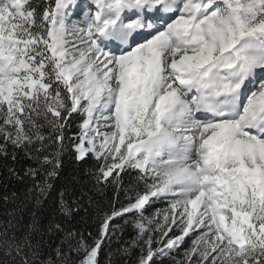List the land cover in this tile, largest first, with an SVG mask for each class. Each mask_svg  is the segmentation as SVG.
<instances>
[{"label":"snow or ice","instance_id":"obj_1","mask_svg":"<svg viewBox=\"0 0 264 264\" xmlns=\"http://www.w3.org/2000/svg\"><path fill=\"white\" fill-rule=\"evenodd\" d=\"M91 5L70 23L76 0L42 12L30 0H0V155L10 146L38 165L26 172L33 222L21 236L6 226L0 247L15 264H69L72 254L98 264L119 227L112 222L130 214L138 264H264V0ZM66 140L76 161H103L97 184L118 186L130 169L143 190L104 213L92 243L68 231L67 249L44 256L32 237ZM157 201L167 207L146 216ZM60 206L81 210L63 192Z\"/></svg>","mask_w":264,"mask_h":264},{"label":"trees","instance_id":"obj_2","mask_svg":"<svg viewBox=\"0 0 264 264\" xmlns=\"http://www.w3.org/2000/svg\"><path fill=\"white\" fill-rule=\"evenodd\" d=\"M30 2L37 12H42L52 3V0H30ZM79 122V118L74 115L67 128L69 138L78 135ZM65 145L60 155L62 166L58 176L52 181L53 191L43 201L37 213L40 231L32 237L34 243H40L44 256L53 255L54 249L62 242H64L65 250L67 249L64 237L68 231L81 233L89 243H92L98 236L100 219L104 213L126 205L128 196H134L136 191L143 190V181H138L136 173L130 169L120 173L122 180L118 186L97 184L95 175L103 161H98L91 154L85 161H76L73 158L74 148L71 140H66ZM53 152L54 149L50 148L49 155H53ZM13 155L15 159L12 158ZM36 167L38 165L35 157L29 158L20 150L13 153L10 146L7 156L0 155V232L7 226L9 236L13 233L21 236L33 222V212L36 211L30 194L33 180L26 175V172L29 168ZM62 192L67 205L74 208L79 202L81 209L79 212L65 215L60 206ZM166 207L165 202L157 201L146 206L145 213L151 215L156 209ZM130 219V214H126L123 219L117 217L112 222V225L119 227L116 229V234L112 235L110 232L109 238H106L101 245L97 257L98 264H138L142 241H138L137 230L131 224L125 223V220ZM57 224L60 225L61 231L55 230ZM185 241L182 247L190 244L189 238L186 237ZM153 246L156 247V245ZM18 260L19 257L15 253L8 255L6 250L0 247V264H15ZM78 260L79 257L72 254L69 257V264H78ZM164 264H170V260L165 258Z\"/></svg>","mask_w":264,"mask_h":264},{"label":"rangeland","instance_id":"obj_3","mask_svg":"<svg viewBox=\"0 0 264 264\" xmlns=\"http://www.w3.org/2000/svg\"><path fill=\"white\" fill-rule=\"evenodd\" d=\"M82 1H83V0H76V6L73 7V8H71V9L69 10L70 13H75V11H77V8H78V4H79V2H82ZM85 2H86V1H85ZM72 9H74V10H72ZM82 20H83V14H81L80 16L75 15V17H71L70 23H71L72 21L80 22V21H82ZM145 215L147 216L148 214L145 213Z\"/></svg>","mask_w":264,"mask_h":264}]
</instances>
